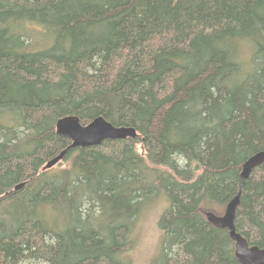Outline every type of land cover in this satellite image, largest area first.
<instances>
[{
  "label": "trees",
  "instance_id": "obj_1",
  "mask_svg": "<svg viewBox=\"0 0 264 264\" xmlns=\"http://www.w3.org/2000/svg\"><path fill=\"white\" fill-rule=\"evenodd\" d=\"M67 116L139 136L42 172ZM261 151L264 0H0V264H125L155 198L154 264H241L206 215L241 193L236 231L264 249V164L241 176Z\"/></svg>",
  "mask_w": 264,
  "mask_h": 264
},
{
  "label": "water",
  "instance_id": "obj_2",
  "mask_svg": "<svg viewBox=\"0 0 264 264\" xmlns=\"http://www.w3.org/2000/svg\"><path fill=\"white\" fill-rule=\"evenodd\" d=\"M56 133L63 138L68 139L70 146L62 151L57 157L49 161L43 171H48L63 161L69 150L85 149L92 147H100L107 141H121L127 139H136L139 134L132 127H116L99 117L88 125L83 126L80 119L76 116H67L61 118L56 123ZM264 164V151H261L250 159L243 166L242 180L243 185L249 179L252 171ZM26 186L21 183L14 187V191H19ZM239 193L228 204L224 215L218 216L214 213H207L206 217L210 224L218 229H226L229 231L230 238L235 243V256L241 264H264V249L257 246H250L246 239L236 231L235 219L236 212L240 205Z\"/></svg>",
  "mask_w": 264,
  "mask_h": 264
},
{
  "label": "rangeland",
  "instance_id": "obj_3",
  "mask_svg": "<svg viewBox=\"0 0 264 264\" xmlns=\"http://www.w3.org/2000/svg\"><path fill=\"white\" fill-rule=\"evenodd\" d=\"M33 44H37L33 42ZM38 44L45 45L43 48H47L49 40H39ZM37 50V49H35ZM253 46L250 41H244L240 49V60L247 65L251 62L253 56ZM251 68V67H250ZM248 68V70L250 69ZM71 164L70 160L62 161L57 166L49 171H57L63 168L69 167ZM161 198V197H159ZM159 200V201H157ZM146 208L144 210L148 211L140 216L137 229L134 235L135 246L134 248L124 254L122 258L125 264H154L161 253L162 245V234L157 226L158 218L160 217L162 210L167 206V201L163 198H155L145 204ZM157 206V207H156ZM155 209V210H154ZM151 212V213H150ZM147 216V217H146ZM141 222V223H140ZM34 264V263H26Z\"/></svg>",
  "mask_w": 264,
  "mask_h": 264
},
{
  "label": "bare ground",
  "instance_id": "obj_4",
  "mask_svg": "<svg viewBox=\"0 0 264 264\" xmlns=\"http://www.w3.org/2000/svg\"><path fill=\"white\" fill-rule=\"evenodd\" d=\"M157 201H159V200H157ZM159 203H160V201H159ZM156 207H157V206H156ZM154 210H155V209H154ZM145 211H146V210H144V213H145ZM146 212H148V211H146ZM144 213H143V214H144ZM150 213H151V212H150ZM143 216H144V215H143ZM146 217H147V216H146ZM140 223H141V222H140Z\"/></svg>",
  "mask_w": 264,
  "mask_h": 264
}]
</instances>
